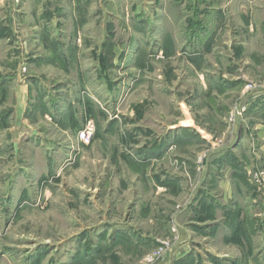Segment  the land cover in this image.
<instances>
[{
	"label": "rangeland",
	"instance_id": "1",
	"mask_svg": "<svg viewBox=\"0 0 264 264\" xmlns=\"http://www.w3.org/2000/svg\"><path fill=\"white\" fill-rule=\"evenodd\" d=\"M252 83L264 0H0V264H264Z\"/></svg>",
	"mask_w": 264,
	"mask_h": 264
},
{
	"label": "crops",
	"instance_id": "2",
	"mask_svg": "<svg viewBox=\"0 0 264 264\" xmlns=\"http://www.w3.org/2000/svg\"><path fill=\"white\" fill-rule=\"evenodd\" d=\"M242 123H243L242 121H239L238 130H236L237 131L236 138H235V141L232 144L222 148V150L220 149V150L212 151L209 154L207 153V167H208V169L206 171V175H204L203 178H202L203 182L204 181L206 182L207 179H209V177L211 176L210 166H209V162H208L210 157H212L213 155H219L221 153L222 154L223 153H228L230 150L239 151V152H236V153H238L236 155L240 154V151L242 150V145H241L240 142L241 141L243 142L244 140H246V137L249 135V132L245 131L243 129L244 126H243ZM257 127H259V128L261 127L262 128V127H264V125L263 124L262 125L258 124ZM243 130H244V132H243ZM222 163H225L224 162V158H222V160L218 164H222ZM225 164H227L228 166L227 167L223 166V168H225L226 170H224L225 173L220 172V173H222V178L221 179L219 178L220 180H219V184H218V187H219V189H221L222 194L217 196L218 198L219 197L223 198L224 202L227 201V199L231 198L232 196L236 195L235 194L236 193L235 192L236 183L231 181V179L229 178L228 174L230 172L234 174L237 171L236 169H234V168H236V166H234V167L230 166L229 162L228 163L226 162ZM234 170H236V171H234ZM188 237H191V234L190 235L188 234ZM187 244H188V241L183 243V245H187Z\"/></svg>",
	"mask_w": 264,
	"mask_h": 264
},
{
	"label": "built area",
	"instance_id": "3",
	"mask_svg": "<svg viewBox=\"0 0 264 264\" xmlns=\"http://www.w3.org/2000/svg\"><path fill=\"white\" fill-rule=\"evenodd\" d=\"M248 94L249 97H258L260 95H264V83L257 86L256 84H250L248 86ZM244 112V106L242 109H238L236 121L238 122L239 118L242 116ZM239 116V118H238ZM96 134V126L92 121L87 122L84 128L78 133V140L80 143L89 144L93 140ZM256 179H259V176H256Z\"/></svg>",
	"mask_w": 264,
	"mask_h": 264
}]
</instances>
